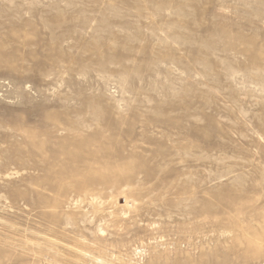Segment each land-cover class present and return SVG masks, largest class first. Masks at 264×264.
I'll use <instances>...</instances> for the list:
<instances>
[{
  "label": "rangeland",
  "instance_id": "rangeland-1",
  "mask_svg": "<svg viewBox=\"0 0 264 264\" xmlns=\"http://www.w3.org/2000/svg\"><path fill=\"white\" fill-rule=\"evenodd\" d=\"M0 264H264V0H0Z\"/></svg>",
  "mask_w": 264,
  "mask_h": 264
}]
</instances>
